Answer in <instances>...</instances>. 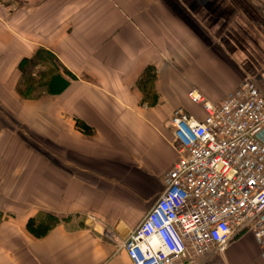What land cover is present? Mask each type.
I'll return each mask as SVG.
<instances>
[{"label":"crops","instance_id":"crops-1","mask_svg":"<svg viewBox=\"0 0 264 264\" xmlns=\"http://www.w3.org/2000/svg\"><path fill=\"white\" fill-rule=\"evenodd\" d=\"M1 2L0 264H127L120 242L177 158L167 120L201 116L188 91L218 102L252 79L264 96V0ZM38 49L75 79L22 98L17 64ZM147 65L154 104L136 84ZM41 211L69 218L34 237L26 222ZM197 264L264 259L243 231Z\"/></svg>","mask_w":264,"mask_h":264},{"label":"built area","instance_id":"built-area-1","mask_svg":"<svg viewBox=\"0 0 264 264\" xmlns=\"http://www.w3.org/2000/svg\"><path fill=\"white\" fill-rule=\"evenodd\" d=\"M187 97L203 114L178 108L167 120L177 158L120 242L127 264H197L243 231L264 259V96L244 79L218 102L194 88Z\"/></svg>","mask_w":264,"mask_h":264},{"label":"trees","instance_id":"trees-1","mask_svg":"<svg viewBox=\"0 0 264 264\" xmlns=\"http://www.w3.org/2000/svg\"><path fill=\"white\" fill-rule=\"evenodd\" d=\"M0 5H2L1 0ZM17 69L19 79L15 91L20 97L27 99L32 97V93L36 88L44 90L47 95H59L69 86V79H75V76L61 65L55 55L45 49H38L30 58H21L18 61ZM155 76V68L152 65H147L136 81L137 87L143 93V99L153 104L157 102L156 93L151 88ZM198 109L202 116L200 106H198ZM78 125L84 131L88 130L85 124L79 122ZM68 218L69 216L61 217L50 212L41 211L27 220L26 229L34 237H42L57 224Z\"/></svg>","mask_w":264,"mask_h":264},{"label":"rangeland","instance_id":"rangeland-1","mask_svg":"<svg viewBox=\"0 0 264 264\" xmlns=\"http://www.w3.org/2000/svg\"><path fill=\"white\" fill-rule=\"evenodd\" d=\"M38 67H39V66H38ZM33 94H34V95H37V93H36V94H35V93H32V95H33ZM34 95H33V96H34Z\"/></svg>","mask_w":264,"mask_h":264}]
</instances>
